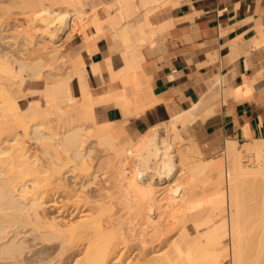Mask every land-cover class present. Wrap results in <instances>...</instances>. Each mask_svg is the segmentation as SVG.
Returning a JSON list of instances; mask_svg holds the SVG:
<instances>
[{"label": "bare ground", "instance_id": "bare-ground-1", "mask_svg": "<svg viewBox=\"0 0 264 264\" xmlns=\"http://www.w3.org/2000/svg\"><path fill=\"white\" fill-rule=\"evenodd\" d=\"M149 1L103 0V9L90 10L93 0H0V26L10 33V43L0 48V264H221L226 252L230 264H264V137L244 144L227 139L225 164L200 158L194 137L186 142L180 130L215 102L216 93L136 141L125 133V123L158 102L142 71L143 48L165 30L151 14L176 0ZM79 18L87 27L75 33ZM247 40L233 41L232 50L237 54ZM98 52L104 58L88 68L86 56ZM104 73L120 82L121 90L94 94L89 76L103 83ZM26 76L46 84L39 90L41 101L24 108L18 96ZM261 78V73L244 75L247 94ZM214 79L213 90L225 78ZM238 90L227 87L234 94ZM110 102L122 120L95 122L96 105ZM22 131L31 135L34 149L23 144ZM244 134L250 137L247 130ZM88 138L96 146H89ZM251 154L256 160L245 163ZM98 155L96 172L106 174L99 179L91 161ZM131 162L132 175L126 173ZM174 163L171 185L178 189L170 194V205L180 195L195 201L207 174L215 167L221 172L206 190L209 210L196 217L195 228L205 230L193 235L180 229L176 241L168 237L176 227L171 218L180 223L190 214L166 209L154 178ZM186 175L187 181H179ZM225 207L228 216L216 221Z\"/></svg>", "mask_w": 264, "mask_h": 264}, {"label": "crops", "instance_id": "crops-1", "mask_svg": "<svg viewBox=\"0 0 264 264\" xmlns=\"http://www.w3.org/2000/svg\"><path fill=\"white\" fill-rule=\"evenodd\" d=\"M176 1L158 14L155 24L164 25L165 30L143 48L142 71L158 102L135 117L136 130L149 129L161 114L169 119L194 103L207 102L217 94V86L214 90L211 86L214 78L221 77L227 79L220 84L222 102L216 98L182 133L194 137L208 158L221 153L227 139L245 143L264 137V42H260L264 39V0ZM240 37L250 43H242L236 54L231 43ZM253 39L258 43H252ZM103 58V52L87 57L88 68L91 61ZM258 73L262 83L247 94L244 75L252 78ZM105 76L109 77L106 93L117 91L109 74L104 73L103 79ZM229 85L237 90L240 86L241 92L227 91ZM240 93L243 97L238 98ZM99 105L119 111L114 102ZM111 113L112 108L108 115ZM246 130L250 137L244 136Z\"/></svg>", "mask_w": 264, "mask_h": 264}, {"label": "rangeland", "instance_id": "rangeland-1", "mask_svg": "<svg viewBox=\"0 0 264 264\" xmlns=\"http://www.w3.org/2000/svg\"><path fill=\"white\" fill-rule=\"evenodd\" d=\"M103 0H93V3L91 4V6H93V7H89V9L91 10L92 8L95 10H100V9H103L104 7H105V5H104V3H101ZM105 1V0H104ZM152 1V2H151ZM150 2V4H154L153 2H158V0H150L149 1ZM155 3V4H156ZM180 2H179V0H178V4H179ZM150 4L149 5H147V6H150ZM172 3L171 2H169V3H166V4H164V5H162L161 7L159 6L157 9H156V11L153 13V14H151V21L153 22V23H157V20H158V14L159 13H161L162 12V9L163 8H166L168 5H171ZM149 8V7H148ZM16 28L14 29V33H15V40H17V43H19L21 40H22V36L20 35V31H21V29H22V27H23V20L21 19V18H19V19H17L16 21ZM76 23H75V30H74V32L75 33H79V32H81L84 28H86L87 26L86 25H83V18H79V19H76V21H75ZM3 26H4V24H2ZM12 30V29H11ZM162 32V31H161ZM88 33L91 35L92 34V30H88ZM10 33L8 32L7 33V31L6 30H2L1 29V26H0V48L3 46V45H7V44H9L10 42H9V40H10V37H6V36H8ZM4 37V38H3ZM156 37V36H155ZM106 42H108V40H106ZM15 46V45H14ZM87 57L88 56H86V61H87ZM63 71H65V69L63 68V70H62V72ZM58 72H61L60 71V69L58 70ZM27 78H26V80H25V83H23L22 84V88H21V91L20 92H22L20 95H19V92H18V94L17 95H19L18 96V101L20 102V105L22 106V107H26L28 104H29V102H31V104H36V103H38V102H40L41 101V95H40V93H39V90H40V88H43L44 86H45V84H46V80L45 79H34V78H31L30 76H26ZM89 79H90V83H91V85H92V92L94 93V94H96V95H102V94H105L106 93V86L109 84V77L108 76H105V78H104V82L103 83H100L99 82V80L98 79H96L95 77H93V76H89ZM97 81V82H96ZM224 82H227V79L225 78L224 80H223V83ZM43 86V87H42ZM217 86V85H216ZM116 87H117V90H121V88H122V84L120 83V82H118L117 81V83H116ZM217 102H219V103H221L222 102V93H221V87H220V85H218L217 86ZM77 92V91H76ZM219 94V95H218ZM220 96V97H219ZM226 96V95H225ZM219 97V98H218ZM226 98H227V96H226ZM110 108H112V113H111V115H108V112H109V110H110ZM95 109H96V113H97V116H96V119H95V122H98L99 124H108V125H111V124H115V123H117V122H119L120 120H122V113L120 112V111H117V109L115 108V107H108V108H104L102 105H96V107H95ZM8 110H4V114H7L6 112H7ZM121 114V116L119 117V113ZM9 117H11V116H9ZM135 117L136 116H133L131 119H130V121L129 122H127V123H125L124 124V129H125V133L129 136V137H131V138H133L135 141L137 140V139H140L141 138V134L143 133V132H145L146 130H148V129H142L140 132H138L137 130H136V128H135V123H134V119H135ZM15 118V117H14ZM13 118V119H14ZM109 118H114V119H117L116 121H106L107 119H109ZM197 117H195L193 120H191L190 121V124H192L194 121H195V119H196ZM10 119H12V118H10ZM167 119H168V117H166L165 115H163V114H161L158 118H156L152 123H151V125H150V127H149V129L152 127V126H155V125H163L164 124V122L165 121H167ZM41 121H43V120H41ZM50 123V122H49ZM45 124V123H44ZM46 124H48V123H46ZM52 124V123H51ZM98 124V125H99ZM45 126H47V125H45ZM48 126H50V125H48ZM88 126V125H87ZM87 126H84V127H87ZM94 127V126H93ZM92 127V129L94 130V128L96 127H94L93 128ZM45 128H50V127H45ZM92 129H89V131H90V134H91V130ZM98 129V128H97ZM49 130V129H48ZM86 130V129H85ZM84 130V131H85ZM86 131H88V127H87V130ZM181 134L183 135V137L185 138V139H187L186 140V142H188V140H189V138H187L183 133H182V128H181ZM94 132V131H93ZM162 134L164 133V131L162 132V131H160ZM23 137H22V136ZM21 135H19V136H21L22 137V141L24 142L23 144L25 145V144H30L31 145V147L34 149L35 147V142L31 139L32 137H31V135L29 136L28 134H26L25 135V131H22L21 132ZM122 136H123V134H122ZM92 138H94L93 136H92ZM123 138V137H122ZM194 141H196L194 138H192ZM92 142V144H90L91 142ZM95 141L93 140L92 141V139H90V138H88V142H86V143H88V144H90L89 146H94L95 145V143H94ZM197 142V141H196ZM87 144V145H88ZM198 144V143H197ZM239 144H244V142L243 141H239ZM96 146V145H95ZM224 148V147H223ZM103 149H104V147H103ZM99 151V150H98ZM101 151V150H100ZM99 151V152H100ZM96 152V151H95ZM103 153L105 152V154H106V151H102ZM101 152V153H102ZM98 153V152H97ZM97 153H96V155H97ZM100 155V154H99ZM99 155L98 156H94L93 157V159L91 160L92 161V171L93 172H95V174H97L98 176V179L99 178H101L102 176H106V174H102V171L100 170V172H96V170L98 169L97 168V158L99 157ZM218 156H221V157H219L218 158ZM200 158H202V159H206V158H208V157H205V155L202 153L200 156H199ZM216 158H217V161H222L221 163H223V164H225V162H226V158H225V154H224V152H223V149H222V151H221V153H219L218 155H216L215 156ZM251 160H250V159ZM210 159H211V161L212 162H216V159L214 158L213 159V157H210ZM244 162L245 163H251L252 161L254 162V160H256V158H255V155L254 154H251V155H247V156H245L244 157ZM134 162H131V168H129L130 166V164H128V168L130 169H128L129 170V172L128 171H126V173L127 174H130V175H132V173H133V169H132V166H134V164H133ZM170 167V168H169ZM168 168L169 169H167V173H163L162 175H154V178H155V181H156V184L158 185L157 187H158V197L161 199V200H163L166 204H165V207H166V209H171V210H173V209H177L179 212H177L176 214L177 215H179L181 212H183V210H188V214H190L187 218H182L183 220L180 222L179 220H181V219H179L178 221L180 222V223H177L176 222V218H171V221H170V225H171V227L172 226H176V227H174L173 229H175V230H173L172 228V230H171V232L168 234L169 236L168 237H170L171 236V238L173 237V240L174 241H176L177 240V238L179 237V235H181L182 234V230L183 229H186L190 234H195L196 232H199L198 234H200V232L203 230V228L205 227H202L201 228V231L200 230H197L198 228H195L196 227V220H197V216L199 215V214H203V212H206V211H208L209 209H208V207H207V205H206V202H207V194H208V192H206V190L208 191V187L211 185V184H213L214 182H216L217 180H218V178H219V176H220V173L221 172H219V170L215 167V169H213L210 173H208L207 174V176H206V179L205 180H207V182L206 183H204L202 186H200L201 188H202V190H203V192L201 191V188H200V191L199 192H201V193H199L198 195H197V197H196V200L195 201H191L190 202V200H189V197L187 196V195H180L179 197H180V199H178V203H176L175 205H170L169 204V199H170V194H172V193H176V191H177V186L176 185H171V184H173L174 182V179H175V177H176V175H173V174H175V172L177 171V168H178V165H177V163H174V164H172V165H170ZM130 172H132V173H130ZM171 172V173H170ZM129 175V176H130ZM172 175V176H171ZM168 176H169V178H168ZM174 177V178H173ZM189 178V176L188 175H186V176H184V177H181V179L179 180V181H187V179ZM171 179H173V180H171ZM152 181H154V180H152ZM175 184V183H174ZM204 186V187H203ZM199 189V188H198ZM225 210L226 211H223L220 215H217L216 216V221H223L224 220V218L225 217H227L228 216V211H227V207H225ZM187 214V215H188ZM205 214V213H204ZM191 215H192V217H191ZM176 219V220H175ZM186 221H185V220ZM188 219V220H187ZM170 220V219H169ZM167 223H168V221H167ZM169 224V223H168ZM174 224V225H173ZM183 224V225H182ZM183 226V227H182ZM206 228V227H205ZM180 229H181V231H180ZM197 230V231H196ZM205 230V229H204ZM203 230V231H204ZM174 232V233H173ZM180 233V234H179ZM197 234V233H196ZM176 235H177V237H176ZM175 236V237H174ZM170 238V239H171ZM176 240H175V239ZM179 239V238H178ZM225 241H229V239H225ZM221 264H230V259H229V257H228V252H226L225 254H224V256H223V258H222V260H221Z\"/></svg>", "mask_w": 264, "mask_h": 264}]
</instances>
